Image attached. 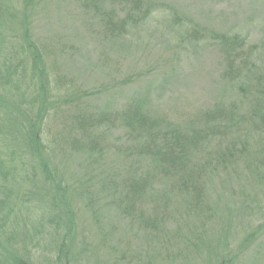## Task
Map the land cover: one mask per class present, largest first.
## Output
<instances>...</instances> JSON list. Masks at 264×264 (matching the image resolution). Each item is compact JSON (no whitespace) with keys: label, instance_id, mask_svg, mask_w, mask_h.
<instances>
[{"label":"trees","instance_id":"trees-1","mask_svg":"<svg viewBox=\"0 0 264 264\" xmlns=\"http://www.w3.org/2000/svg\"><path fill=\"white\" fill-rule=\"evenodd\" d=\"M17 1L0 0V264H173L232 222L224 196L264 217L263 83L225 88L233 104L215 99L196 120L164 122L143 95L111 103L52 77L31 40L34 2ZM89 1L103 37L122 36L127 22L115 28ZM223 39L228 70L243 60L239 75L256 70L236 54L248 40ZM263 236L261 219L234 255L206 247L205 264H239Z\"/></svg>","mask_w":264,"mask_h":264},{"label":"rangeland","instance_id":"rangeland-1","mask_svg":"<svg viewBox=\"0 0 264 264\" xmlns=\"http://www.w3.org/2000/svg\"><path fill=\"white\" fill-rule=\"evenodd\" d=\"M32 1L31 40L48 58L49 74L103 101L140 94L150 98L154 118L181 124L198 119L215 99L231 106L237 91L229 94L225 88L237 90L249 80L264 84V0H98L115 28L127 22L126 31L113 41L103 37L96 20L103 12L92 1ZM235 34L248 40L236 52L255 66L248 76L239 75L248 69L243 59L242 68L233 72L226 66L231 56L224 53L231 47L223 37ZM238 204L224 196L221 205L234 213L232 222L223 233L215 226L205 240H192L200 251L196 259L189 254L173 264H205L206 247L221 256L228 248L234 255L246 232L264 219L256 209L238 214ZM260 242L240 256L239 264H264V236ZM151 248L164 257L162 248Z\"/></svg>","mask_w":264,"mask_h":264}]
</instances>
